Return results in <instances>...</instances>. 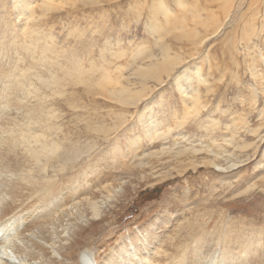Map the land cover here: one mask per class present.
<instances>
[{
  "label": "rangeland",
  "instance_id": "rangeland-1",
  "mask_svg": "<svg viewBox=\"0 0 264 264\" xmlns=\"http://www.w3.org/2000/svg\"><path fill=\"white\" fill-rule=\"evenodd\" d=\"M51 1L0 0V126L22 163L42 143L72 152L30 161L49 209L106 187L101 217L72 214L91 227L64 263L134 237L145 264H264V0ZM163 49L173 71L137 73Z\"/></svg>",
  "mask_w": 264,
  "mask_h": 264
},
{
  "label": "bare ground",
  "instance_id": "bare-ground-1",
  "mask_svg": "<svg viewBox=\"0 0 264 264\" xmlns=\"http://www.w3.org/2000/svg\"><path fill=\"white\" fill-rule=\"evenodd\" d=\"M42 1L44 3L43 5L45 7H48L50 5L49 1H51V0H42ZM28 4L29 5L23 3V5H24L23 8L30 10V8H31L30 3H28ZM169 55H170L169 52L166 49H163L162 57L160 60H158V62H156V60H155L154 62H151L150 64H148L146 67L139 68L137 73L140 74L142 77L143 76H150V77L152 76V77L157 78V73H159L160 71H162L164 73L171 71L175 65L179 64L178 62H180V61L178 59H176L174 56L170 57ZM163 70H165V71H163ZM77 71H78V69H77ZM81 74H82V72H81ZM84 74H86V73H84ZM198 76H200V78L202 77L201 74H199V73H198ZM180 77H181V75H179L177 77V80H176L177 83H179V81H181ZM103 80H104V78H103ZM105 81L107 82V85L105 87L100 88L101 94L107 93L110 97L113 96V97L120 99L124 102V100H125L124 95L127 92V88L124 86L117 87L119 81H116V80L111 81L110 79H105ZM85 82H87V81H85ZM136 94H138V93H136ZM128 97L129 96H127V98ZM133 99H135V101H138V102L140 100L139 98H133ZM133 99L130 100V102H132ZM19 125H20V123H19ZM1 126H3V125H1ZM1 126H0V264H63L64 260L72 258V255L75 254V252L76 253L78 252L79 247L82 244V239L85 238V235H86L85 233H87V231L90 230V227H91V226L88 228L84 227L86 229L83 228L81 231V229L78 228L79 224L73 220L72 214H74L79 209V207H81V206L85 207L87 211H90L89 213L91 214L92 219H93V217H97L99 214H101L100 212H102V207L104 208V206H106V202H107V200L105 201L103 199V197H105L106 195L105 196L101 195L103 193L102 192L103 188H106V187L103 186V188H102V186H100L101 188L99 187V188L93 189V190H91L90 193H88L89 195L86 194V192H87L86 191L85 192L86 196H82V197H78L75 194L72 195L68 192L69 194H66V195L63 194V196H61L60 199H56L52 203L51 208L49 209L48 207H46L47 206L46 204L49 202V201H47L48 199L42 201L43 200L42 198L45 195L44 193H41L40 195H38L36 197L37 199L32 198L34 190L32 191L30 189V187H31V184L33 183V176L31 177V173H32L31 171L33 169V166L31 165L30 161H36V162L40 163L41 162L40 158L44 155V158L47 157L48 161L50 160L49 162H51L52 159L55 160L54 158H56V159L58 158L59 159L58 163L60 164L61 162H63V161H61L60 157H63L64 160L66 158V162H67L68 153L71 154L72 152L66 151L63 148L60 149L59 147L62 146V142L60 143L61 146H59L57 143V145L59 147H57V146L48 147L47 145L43 146L44 144L42 143L41 146L39 145L40 147L38 146L39 147L38 150L35 151L33 155L31 154L32 156H28L30 158L32 157V159L29 160V163L28 162L22 163L19 156H17L18 154L17 155L11 154L15 148L14 142H15V139L17 138L16 134L18 135V133L15 134V131L9 132L6 129L5 134H3L4 129ZM7 127H8V125H7ZM1 128L3 129V131ZM16 130H18V129H16ZM19 135H22L23 140H26L28 137L25 132H21V134H19ZM32 140H34V139H32ZM35 140H36L35 142H37V141L41 142L42 141V139H41V141L37 140V139H35ZM26 142H27V140H26ZM32 142L30 140L29 143H32ZM45 142L48 144L47 141H44V143ZM17 144H18V142H17ZM19 144H21V143L19 142ZM37 144H39V143L37 142ZM50 145H53V144H50ZM55 145H56V143H55ZM17 147H18V145H17ZM72 147H70V145L68 144L69 149ZM34 148H32V146H31V149H34ZM70 151H71V149H70ZM78 151H80V150H78ZM74 152L78 153L77 150ZM32 153H33V151H32ZM24 158H25V156H24ZM24 158H23V160H25ZM69 159L72 160L73 158H69ZM69 159H68V161H69ZM44 160H46V159H44ZM41 164L43 165L44 162H41ZM50 164L52 166L53 163H50ZM36 165H37V163H36ZM48 165H49V163H48ZM56 165H58V164H56ZM43 166L45 167V165H43ZM21 168L23 170H25V173H23V171H22L23 174H21V175L25 174L24 176H21V175L18 176V173H20ZM216 168H218L221 171L223 169V167H219V166H216ZM44 174H45V172H44ZM35 176H36V178H38L37 175H35ZM49 176H48V178H50ZM45 179H47V178H45ZM53 179H50V180H53ZM38 180H40V179H38ZM48 182H50V181H48ZM36 184H38V183H36ZM99 184H101V183H99ZM85 186H88V184ZM111 186L110 187L113 189L114 192L123 193V190H124L123 182H121L120 184H117V185L113 184ZM70 188H72V187H70ZM125 189H126V187H125ZM79 191L81 192V189ZM110 191L111 190H108V192H110ZM83 194H84V191H83ZM110 194L108 195V199H110ZM112 194H113V192H112ZM112 194H111V196H112ZM49 195H51V194H49ZM80 195L81 194H79V196ZM31 198L33 200L26 203ZM44 198H46V197H44ZM106 198L107 197H105V199ZM111 198L114 199L113 197H111ZM102 199L104 200V202L102 201ZM99 203L102 205H99ZM48 204H50V203H48ZM107 206H109V205H107ZM80 209H82V208H80ZM99 216L101 217V215H99ZM88 217H90V216H88ZM151 220H152V218H151ZM151 220H149V221H151ZM85 222H86V220H85ZM88 223L90 224L89 221H88ZM81 224H82V222H81ZM145 225H147V224L145 223ZM134 226H136V225H134ZM134 229L136 230V228H134ZM155 231H157V230H155ZM145 232H146V230H145ZM140 233H142V232H140ZM143 234H144V238H143V241H144L146 236L148 237V235L145 233H143ZM125 238H126V241L125 240L120 241V239H119V240L115 241L116 243H114V245L111 242L112 245H109L106 248H103L102 252H100L98 250L99 251V252H97L98 257H97V255L95 256L92 253V251H90L88 249L82 250L80 255H79L80 264H145V262H147V259L145 258V256L143 258L142 256H139L137 254L138 253L136 251V248L138 246L137 240L134 241V239H133L134 237L133 238L132 237L131 238L125 237ZM139 241H141V239H139ZM107 242H108V240H107ZM107 242L105 241L104 243L107 245ZM147 245H148V243H144L143 245H139V246H141L140 248L142 250H145ZM153 257H154V255H153Z\"/></svg>",
  "mask_w": 264,
  "mask_h": 264
}]
</instances>
